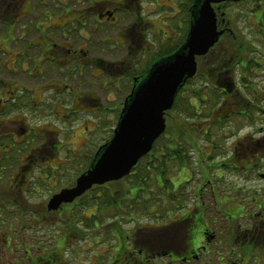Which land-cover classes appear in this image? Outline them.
<instances>
[{"label":"flooded vegetation","instance_id":"af4514ba","mask_svg":"<svg viewBox=\"0 0 264 264\" xmlns=\"http://www.w3.org/2000/svg\"><path fill=\"white\" fill-rule=\"evenodd\" d=\"M201 2L0 0V264H11L10 254L20 249L21 263L57 264L64 249H48L43 239L58 233L61 221L68 232L72 212L91 193L56 209L51 199L75 187L89 168L95 139L105 136L99 113H115L117 122L123 91L129 94L136 78L185 42ZM239 3L253 17L247 23L257 26L249 52L242 53L241 43L230 46L242 18L230 12L239 4L228 2L213 6L219 39L209 57L199 59L204 68L212 59L214 75L202 77L215 78L212 89L221 101L209 112L197 109L214 125L208 135L200 126L206 143L203 138L195 149L205 157L191 182L196 191L170 214L164 231L138 235L134 229L125 241L117 237L116 249H132L145 263L154 249H178L179 264H213L204 254L220 253L226 260L214 264H264V96H254L252 82L264 66V0ZM238 73L252 96L237 88ZM208 158L221 159L206 166ZM170 183V193L182 195L180 181ZM168 258L171 264V253Z\"/></svg>","mask_w":264,"mask_h":264},{"label":"water","instance_id":"95a60500","mask_svg":"<svg viewBox=\"0 0 264 264\" xmlns=\"http://www.w3.org/2000/svg\"><path fill=\"white\" fill-rule=\"evenodd\" d=\"M241 0H202L185 43L171 56L158 61L135 80L126 99L114 137L101 148L90 170L78 179L72 190L55 197L50 208L72 202L94 185L101 186L128 176L139 160L148 154L154 141L165 131L164 113L169 111L179 90L197 71V57L205 56L216 43L213 4Z\"/></svg>","mask_w":264,"mask_h":264},{"label":"rangeland","instance_id":"374dc122","mask_svg":"<svg viewBox=\"0 0 264 264\" xmlns=\"http://www.w3.org/2000/svg\"><path fill=\"white\" fill-rule=\"evenodd\" d=\"M245 8H246V4H239V5H236L233 10H230V12L235 13L236 17L242 18V20L238 24V31L240 34H239V36H238V34H236L238 36L236 39L237 41H236V43H231L230 46L235 48L236 44L241 43V50H242V53L244 55H246L249 52L247 43L253 44V42L251 40L254 38H258L255 36L256 29H257V26L255 25V23L254 22H251L250 24L247 23L248 20L252 21L253 17L247 13V10H244ZM237 57L239 58L238 55H237ZM211 67H212L211 64H209L208 67H206L205 71L203 72L204 76H205L206 72L208 73L209 76L214 75V71L212 69H210V71H208V68H211ZM239 74L240 73H238V75L236 74L237 82L239 85V87H237V88L239 89V91L242 94L248 93L252 96L251 91L246 92L247 90L242 89L240 87L241 85L245 84V80H244V78H240ZM257 74L259 76L257 77V79H252V82L255 81V85H257V87H258V89H255V90H257V92H256V94H254V96L260 98V97L264 96V92L262 90L264 87V66H262L259 70H257ZM241 75L243 76V72H241ZM214 80H215V78L211 77L208 81L209 82V88H206L208 83H204V81L202 80V75L197 76V78H195L193 81H191L190 84L188 85V88H189L188 94L189 95L193 94L198 99L203 98L206 100V102L208 104L211 103L213 101L211 93L214 92L211 89V85L213 84ZM240 82H243V83L241 84ZM127 92L123 91L124 96L127 94ZM186 94H187V92H186ZM229 101L233 102L234 104H236V106H238L239 99H237L236 97L229 98ZM193 102H194V99H193ZM210 110H211V108L207 109L208 112ZM99 115L102 118L106 119V121L105 120L103 121V127H104L103 130L105 133H102V135H101V137H102L103 135L109 133L108 132L109 129H112L113 121L111 122L110 120H114L115 113L112 115L110 113L106 114L103 112L102 114L99 113ZM174 115H175V113H174V111H172V114L170 115V117L174 116ZM200 118H201V123H203L205 125H209V124L214 125L211 121L207 120L205 115H200ZM188 126H190V128H192V129L198 131L200 129V122L198 119L189 120ZM226 134H228L227 131H226ZM108 138H109V134L106 137H102V140L108 139ZM211 138L215 139L223 147L229 146V142L224 137H220V136L216 137L215 132H212ZM100 139L101 138L99 136H97V138L95 139L96 141H95L94 145H98V142ZM203 140L206 143V139L204 138ZM71 142H73V141H71ZM102 143H105V142H102ZM74 144H75V147H77L79 145V142L75 141ZM203 158H205V157H203ZM220 159L221 158H214V160L216 162H218ZM208 160H212V159L208 158ZM237 162H238V160H237ZM185 166L187 167L188 164H186ZM195 167H196L195 162H192V166L189 169L184 168L181 172H180V170L177 169L176 173H174L172 171L168 175V177L171 180H175V182H179L181 179H188L189 176L191 177V179L188 182L182 184V191H183L182 194L185 196L186 204L189 203L188 194L192 193L193 191L194 192L196 191V189H194L191 186L192 180L198 176V175H195V172L193 170V168H195ZM174 168H172V169L174 170ZM178 172H180L181 175L177 176ZM196 182H198V181H194V183H196ZM127 183L128 182L126 181V182H124V184L120 183L119 185L113 187L112 189H110L111 193L117 191L118 189H122L123 191H127L125 188ZM99 194L100 193L94 192L93 196H98ZM169 196H171V194ZM167 197L168 196H166L165 199H167ZM121 198L123 200L127 199L125 196H123ZM205 202L208 206H210V205L215 206L214 202L211 200H205ZM98 206L99 205H96L94 202H91V200L85 199L81 202L80 209L78 210V208H76L74 210V212H72V214H73L72 218H71L72 223L70 225L69 231H71V233L76 232L78 234L77 235L72 234V236H73L72 239L68 238L65 241H59V245L64 249L67 246L73 245V242L75 241L76 243H74V245H75L74 248L76 249V251H73V252L68 251V253L66 255H64L65 253H63V256L60 257L59 260L56 261L57 264H60V262H62V259L63 260L68 259L70 264H112L113 256L116 257L119 261L124 262V260H122V256L119 254V250L116 249L118 246L114 241V236L112 237L111 235H108V236L106 235V234H109L110 231L105 230V228L108 227V229H110L109 226L111 225V223H113V217H109L108 215H110V213L109 212L107 213L106 211L101 209V206H99V207ZM216 207L220 213L223 212V209L220 206H216ZM136 210L137 211L139 210L138 207L136 208ZM162 211H164V209H162ZM173 211L170 214H172ZM140 214H142L141 211L138 215H140ZM91 215H95V216H91ZM132 219H134V222L131 221L130 219H128V217H125V219L122 220L121 223L114 225L113 230L115 229L117 231H120L122 234L123 238L121 241H125L124 237H125L126 233H129L130 231H132L133 228H136L140 231V233L138 235H143V234H146V233L151 232V231H155V232L163 231L165 225H167L169 223L168 220L171 218H163V216L159 215V221H157V222L149 221V218L146 216H136L135 218H132ZM65 220H66V218H65ZM165 221H167V222L164 223ZM59 227L62 230L65 229L66 226L64 225V221H61V224H59ZM81 233L84 235V237L82 239H80ZM62 235H63L62 232H60L58 234H55L52 237H44V239H43L44 245H46L49 248L51 245L55 244L54 239L58 240L62 237ZM24 241L27 244H31V245L35 244V242H29V241H26V239H24ZM38 243H40V239H39ZM56 248H58V245H56ZM129 250L130 249H127V251H129ZM165 251L166 252H172L174 255H177V254H179V252H181L178 249H171V250L165 249ZM62 252H64V251H62ZM20 254H22L21 249L17 255L10 254L9 258L11 259V264H32V260L34 258L28 262L25 261L24 263H21L19 261V255ZM92 256H94V259L91 261L90 257H92ZM160 260L161 259H157L156 263H154V264H162ZM158 261H160V262H158ZM40 262L38 264H40ZM164 263H169V262L167 260H164ZM116 264H118V262Z\"/></svg>","mask_w":264,"mask_h":264},{"label":"trees","instance_id":"16d2710c","mask_svg":"<svg viewBox=\"0 0 264 264\" xmlns=\"http://www.w3.org/2000/svg\"><path fill=\"white\" fill-rule=\"evenodd\" d=\"M173 108L175 115L168 119L166 135L155 144L152 153L147 156L144 161L140 162L135 169H133V175L129 177V180L128 178L124 179L125 181L128 180V185H132V188L136 190L134 197H130L127 201L123 200L121 197H126V195H124V191L122 189H118L117 191L111 193L110 189L119 185L116 184L117 182L111 187L105 186V188L100 191L101 193L98 196H93L94 192L92 193L91 202L101 206V209L104 207L106 212L110 213L108 216L113 217L114 220L112 226L115 225V222L120 223L124 220L125 216L135 218L140 211L142 214L138 216H146L152 220H156L159 215L164 216L168 212V209L174 210L173 208H175L176 210L182 206L181 203L180 205L177 204V206L172 205L173 202L170 199H167V205L162 204L165 202L164 200L161 202L158 201L154 205L156 214L152 215V205H149L151 201L145 196V192H147L148 189H151L154 184V186H156L154 188L157 189L155 178L158 175L161 176L164 185L168 187V182L164 176L165 171L161 169L159 162L160 165L164 164V160L167 156L173 158L174 161L177 162L182 158L185 159L188 153V147L185 145L184 140H186L187 143H193L200 135L196 130L189 128L190 126L188 127V122L186 121L188 118L196 117V113L194 111L195 108L189 103V98H178L175 101ZM182 118H184L183 121L180 120ZM167 146L168 151L166 149ZM162 149L165 151L159 159L157 154L161 153ZM153 164H156V167H154ZM137 207L139 209L138 211L136 210ZM162 209H164V211H162ZM119 254L122 256V260H124V262L118 261L119 264H151L150 262L145 263L142 257L135 256L136 252L134 253L133 250L127 251L126 249H120ZM50 264L53 263L50 262Z\"/></svg>","mask_w":264,"mask_h":264}]
</instances>
